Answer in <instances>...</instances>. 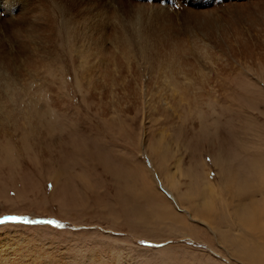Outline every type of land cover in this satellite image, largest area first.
<instances>
[{"label":"rangeland","instance_id":"374dc122","mask_svg":"<svg viewBox=\"0 0 264 264\" xmlns=\"http://www.w3.org/2000/svg\"><path fill=\"white\" fill-rule=\"evenodd\" d=\"M83 9L111 52L91 109L81 51L58 39ZM133 96L137 112L113 114ZM263 176L264 0H0V218H20L0 223V261L264 264V224L243 207L264 204ZM202 180L217 190L205 214ZM47 220L63 227L33 222Z\"/></svg>","mask_w":264,"mask_h":264},{"label":"bare ground","instance_id":"6f19581e","mask_svg":"<svg viewBox=\"0 0 264 264\" xmlns=\"http://www.w3.org/2000/svg\"><path fill=\"white\" fill-rule=\"evenodd\" d=\"M98 3V2H97ZM92 4V3H91ZM72 9V5H70L68 7V11L70 12ZM100 9V8H99ZM102 10L99 12V13H106V7H103L101 8ZM114 9V8H113ZM93 10V9H92ZM92 10H87L83 11L86 12L85 14H82L80 12V14L78 15L77 14V18H71L70 20L69 19H66L68 17H70L71 15V12L69 13V15H67V17L64 19V20H69L67 21V24L65 25H62L65 29V33L67 35V38H59L58 39L63 43V44H67V49H69V51H72L74 53H76V51L80 52L79 54V61L81 62V65L82 67H84L86 69V74H84V76L82 75V77H84V79L87 77V80H83V79H80V82L83 83L84 81V84H83V89H84V96H87L88 92H91L90 95H89V98H88V101H89V104H88V109H91L93 107V104L94 102L96 103V96L94 94V92L90 91V86L92 88V86L94 87V89H96V86H100V84L96 83L98 80L101 82V78L98 77L100 74L102 75L103 72L102 69H105V68H102V63L104 62V60L108 59V57L110 58L111 57V52H110V48L109 46L107 45V39L105 38V35L104 32V26L101 27L103 24V20L102 18L99 20H95V21H100V23H96L92 22V19L89 21L87 20L88 18L92 17V18H95L98 16H91L89 13H92L90 11ZM99 11V10H98ZM110 11V10H109ZM78 12V11H77ZM95 12V10H94ZM88 13V14H87ZM111 11L106 13L107 15H110ZM210 14V13H209ZM209 14H203L202 16L205 17V19H207V22H212V19L211 17L209 16ZM105 15V14H104ZM100 16V15H99ZM98 16V17H99ZM105 17V16H104ZM107 17V16H106ZM110 22V21H109ZM101 28V32L99 33V30ZM52 31H55V30H52ZM56 32V31H55ZM55 32H52V35L51 37L49 38L51 41H53L54 44H57L59 40H57V37H56V34ZM126 34H124L123 36H118L117 35V43L120 44V46H125V47H131V45H134L133 43H137V42H134L135 40L137 41L138 39H140L143 43L146 42L147 40V37L146 35H138L137 37H127L125 36ZM67 39H70V44L68 42ZM82 40L83 43L82 44H79V41ZM68 42V43H67ZM142 43V44H143ZM174 44V43H173ZM178 44V43H177ZM176 45V44H175ZM141 47V54H142V58L146 61H150V60H153L154 57H151L149 55L146 54V50H147V45H144V46H139ZM176 48V49H175ZM185 52H186V49L181 47V46H174V49H172L168 54L166 53L167 55V59L166 60H173L174 63H177L179 64L180 67H182L183 69L187 66V64H185L183 58H185ZM140 54V55H141ZM105 57H107L105 59ZM58 62L59 61H63L62 60V57H58L57 58ZM92 60V61H91ZM92 62V64H90V62ZM96 62V63H95ZM180 62H182V64H180ZM78 63V62H77ZM76 64V63H75ZM95 64V65H94ZM91 65H94L96 66L95 69H94V66H91ZM93 70L95 72H93ZM90 72V74H89ZM99 73V74H98ZM89 77V78H88ZM153 78V77H152ZM77 81V80H76ZM95 82V83H94ZM87 94V95H86ZM134 99L136 100V98L133 96L132 98V101L129 99V102L131 103H134L133 107L130 109H127L123 103H121L120 105H115L113 108H114V115L117 114V115H122L123 112L125 113H128L130 112L131 114L132 113H135L137 112V109H138V106L137 105V102L134 101ZM128 101V100H127ZM102 104V102H101ZM99 105V104H98ZM86 107V108H87ZM87 111V109H85ZM96 113H100V116L101 117H106L108 115V113L110 112V108L104 106V107H100L99 110H96L95 111ZM122 112V113H121ZM36 115V114H35ZM110 115V114H109ZM50 114L49 113H45V117L49 118ZM93 116V115H92ZM41 118H42V121L44 119V113L42 112L41 114ZM133 119V118H132ZM112 128V127H111ZM222 133V132H221ZM213 151V150H212ZM222 153V152H221ZM221 159V158H219ZM225 159V158H224ZM202 160V159H201ZM200 160V162L197 160V163L195 165H192V167L194 168V166L197 165V167L199 166L200 169L202 168V166H205L206 164H203V162ZM182 161L183 159L178 157L177 160H176V164H174L175 167L171 168L170 170H168V175H169V180H170V187H171V184H173L172 186H176V184H178V181L179 183L181 182V180H177L176 178L177 175L179 174L178 173V170L181 168V164H182ZM168 162V161H167ZM215 163V162H214ZM132 167V166H131ZM191 171V170H190ZM193 171V170H192ZM130 172V171H129ZM201 174V173H200ZM198 175V173H197ZM196 173L193 174V176L198 179L197 182H200V177L198 176L197 177ZM264 177V176H263ZM204 179V178H203ZM209 180V179H208ZM235 180V179H233ZM228 181H231L230 179ZM203 183V185L200 187V191H199V194L197 193L198 191H195L196 193L193 191V196H199V207L198 209L203 212V214L207 213L208 211V207L211 205L209 202V200L207 201L205 198L206 196L204 195V193L202 191H205V190H209V191H216V188L214 187V185L212 184H209V183H205L203 180L201 181ZM236 183V182H235ZM235 185V184H233ZM162 186L164 187V189L170 193L171 196H175L174 192L172 190H170L171 188L169 187H165L163 184ZM241 192H244L246 191L244 189V187L241 186L240 188ZM251 190V189H250ZM215 192V193H216ZM248 192V191H247ZM251 192L254 194V192L251 190ZM250 192V193H251ZM212 201V200H211ZM163 203V201L161 202ZM246 204V203H245ZM245 206V207H244ZM256 203H252L248 206L246 205H243V207L245 208L244 209V214H245V220L247 221L248 224L252 225V226H256V227H260V226H263L264 224V204H260L258 205L257 207ZM198 210V212H199ZM207 211V212H206ZM240 213V212H239ZM200 214V213H199ZM262 233L261 234H264V228L263 230L261 231ZM261 234L259 236H261ZM264 242V236H263V241ZM256 250H251L249 251V256H252L253 258H255L257 261H260L261 260L259 258L256 257ZM262 262H264V260H262ZM0 264H6L5 261H0ZM34 264H37L34 262ZM44 264V263H43Z\"/></svg>","mask_w":264,"mask_h":264},{"label":"snow or ice","instance_id":"6c2138e0","mask_svg":"<svg viewBox=\"0 0 264 264\" xmlns=\"http://www.w3.org/2000/svg\"><path fill=\"white\" fill-rule=\"evenodd\" d=\"M179 7V5H177ZM19 217L9 216L5 217L4 220H0V223H4L7 220H19ZM37 223H47V224H55L57 227H63V225L58 224L55 220H47V221H33Z\"/></svg>","mask_w":264,"mask_h":264},{"label":"water","instance_id":"95a60500","mask_svg":"<svg viewBox=\"0 0 264 264\" xmlns=\"http://www.w3.org/2000/svg\"><path fill=\"white\" fill-rule=\"evenodd\" d=\"M0 220H4V218H0Z\"/></svg>","mask_w":264,"mask_h":264}]
</instances>
